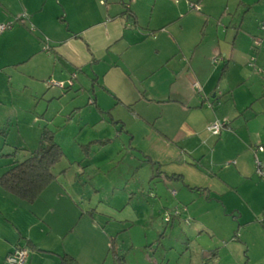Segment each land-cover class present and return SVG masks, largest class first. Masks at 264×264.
Masks as SVG:
<instances>
[{
    "label": "rangeland",
    "instance_id": "rangeland-1",
    "mask_svg": "<svg viewBox=\"0 0 264 264\" xmlns=\"http://www.w3.org/2000/svg\"><path fill=\"white\" fill-rule=\"evenodd\" d=\"M200 2L160 0L153 16V25L159 26L165 16L163 9L181 11L186 16V29L183 33L187 35L186 47L193 49V52L204 46V40L209 42V54H214L212 47L218 44L229 57L235 49V63L221 80H215L218 85L215 92L217 97H209L202 112L195 111L191 115L180 116L181 120L183 118L194 126L197 124L204 128V124L208 123L205 124L208 133L202 132L200 138L191 136L190 133L188 136L180 135L179 132L176 137V130L180 129L181 123L178 112L174 111L171 116L175 114L178 119L172 121H166V111L163 114L159 110L153 111L154 116L161 115V118L151 121L150 128H147L135 116L136 112L145 109L144 106L138 103L123 106L119 99H112L97 88L98 93L105 97H100L101 106L109 109L103 112L98 107L89 106L88 101L90 97L93 98L94 89L91 83L88 90H83L78 84V78L86 88L88 82H91L83 73V77L73 73L67 81L51 78L53 83L64 84L63 87L50 86L47 82L48 90L42 84H37L35 91L39 93L38 96L32 94L27 80H14L10 85L6 77L0 79V124L3 125L6 120L15 121L12 131H8V125L4 127L9 136L10 150L14 152L16 148L19 149V154L13 161L5 158L10 160L8 162L23 161L32 150L46 146L47 143H40L43 128L54 132L55 141L62 147L64 156L53 169L56 179L49 191L57 193L59 189L63 194L64 191L70 194L80 212L94 218L101 229H81L76 234L80 241L77 253L83 264H123L119 250H123L126 264H150L155 260L159 264H199L201 248L215 243V248L205 252L204 264H264V212L255 224L245 225L248 212H244V219H239V214L232 206H240V201L235 197V192L225 189L221 182V177L224 176L232 184H241L244 180L236 172L239 171L238 167L243 165L244 172L254 169L253 180L246 181L245 187H240V191L244 197L255 200L258 199V189L254 183L264 181L257 173V159L264 161V155L263 152L256 151L259 146L264 147L263 144H257L264 142V108L260 110L257 104L253 106L258 101L264 107V48H257L255 43L257 39L264 41V0H207L206 7L210 8L206 11L209 16L201 12L203 7ZM191 4L196 8L192 9ZM152 5L153 0L149 6L143 7L144 22L150 18ZM11 23L16 25L19 22L12 20ZM226 23H231L227 34L224 33ZM15 25L13 28H16ZM172 28L175 33L180 30L178 25ZM146 43L149 45L147 49H154L156 52L159 41L151 39ZM247 52H251L250 56ZM229 57L219 53L208 60L200 56L210 72V76H204L202 82H206L207 86L211 85L214 80V65L231 62ZM207 61L211 62L208 64ZM0 63H3L1 59ZM222 72L220 71L221 74ZM217 74L213 76L216 78ZM242 79L245 82L241 83ZM229 86H233L235 91H229ZM191 92L197 93L196 89ZM44 93L48 94L46 98L42 95ZM233 93L234 99L231 96ZM92 101L94 100H90V103L94 105L95 102ZM248 102L252 105L249 104L238 113L236 105L242 107ZM76 105L83 106L80 109L84 111L81 119L77 117L72 121L65 112L63 115L60 112L66 106L74 111L78 108ZM112 109L113 112L110 113L109 110ZM148 109L151 110L147 107L144 111ZM150 118L153 117L150 115ZM212 118L213 121H208ZM117 120L120 124L116 125L114 122ZM217 122L228 124L220 136L213 135L209 130ZM124 124L131 131H125ZM239 124L244 128H240ZM235 127H238L236 130L239 133L246 130L251 142L257 144L251 150L252 154H249L237 137H228L224 139L225 144L221 143L220 139L225 136V132L231 133ZM159 128L167 131V135L170 134L171 137L167 136L170 141L167 137L158 136L156 129ZM1 137L0 135V148L4 147ZM105 139L113 141L108 148L106 143V149L102 150L98 145L103 142L98 143L96 140ZM202 139H207L208 144H201ZM223 147H226L225 152L222 151ZM221 152L224 153L223 157L219 155ZM150 154L163 161H160L162 167L145 162L144 159ZM3 159L4 156L0 155V160ZM0 162L8 163L6 160ZM164 174H180L184 178L169 181ZM150 182L153 184L150 185ZM188 184L201 186L202 190H196L203 193L202 196L198 192L196 196L191 195L192 190L189 191ZM262 184L259 192L264 200V183ZM154 185L158 186L156 193L161 196L158 200L156 193L150 192ZM209 186L214 187L215 194L218 195L210 192ZM151 193L156 195L155 198ZM131 194L134 196L131 197ZM222 195L226 205L216 197ZM180 199L187 200L185 202L190 203L189 207L196 209L220 207V213L212 216L211 212L205 218L215 234H201L202 229L193 222L188 206L177 204ZM257 203L262 205L264 201ZM163 204L168 209L160 213ZM175 209H179L181 214L174 216L170 224H166V212ZM239 221L241 227L238 225ZM81 227L83 222L79 228Z\"/></svg>",
    "mask_w": 264,
    "mask_h": 264
},
{
    "label": "crops",
    "instance_id": "crops-1",
    "mask_svg": "<svg viewBox=\"0 0 264 264\" xmlns=\"http://www.w3.org/2000/svg\"><path fill=\"white\" fill-rule=\"evenodd\" d=\"M103 1H105V4L102 3ZM151 2L152 0H0V23L11 22L12 20L19 22L16 25L14 24L16 28L0 35V59L3 61V63H0V79L6 77L10 85L14 83V80H27L32 89V94L38 96L39 93L35 91L37 90V84H42L49 90L47 82L51 78L67 81L73 73H78V77H83L81 74L83 73L91 82H88L86 88L85 84L82 85V81L78 78V84L83 90L90 89L91 84L93 85L92 89H94V96L93 98L90 97L88 101L89 106L98 107L97 109L103 112L109 109L101 106L100 97H105L98 93L95 89L97 88L100 89L99 92L112 99H119L118 101L123 106L138 103V105L144 106L145 109L147 107L151 108V110L144 111L145 109H143V111L136 112V115L134 113L136 118L141 123L143 122L147 128H150L151 121L157 120L161 116H154L153 111L159 110L162 114L166 111L164 114L166 121L168 119L171 121L178 119L179 116L178 120L181 126L180 129L176 130V137L179 134L188 136L190 133L191 136L200 138L202 132L208 133L206 128L208 123L204 124V128L203 126L199 127L197 124L194 126L188 124V121L183 118L181 120L180 116L183 114L191 115L195 111L202 112L205 101H208L212 95L217 97L215 92L218 85L215 84V80H221L224 74L228 73L231 65L235 63V49L233 55L229 57L218 44L212 47L214 54H209L211 53L208 50L210 47L209 42L204 40V46L193 52V49L186 47L187 35L183 34L186 29L184 23L186 16L181 11L174 12L163 9L164 19L159 26H154V10L160 0H153L150 18L147 22H144L143 7L144 5L149 6ZM206 2L207 0L200 2L204 8L201 12L209 16L210 14L206 9L208 10L210 7H206ZM175 25L180 27V30L176 33L172 30ZM229 27H231V23H226L225 34H227ZM151 39L159 41L156 52H154V49L152 51L150 48L147 49L149 45L146 42ZM219 53L232 60L228 63L223 64L221 62L214 65L215 72L213 71L214 74L212 72L214 80L212 81L211 78V85L207 86V83L202 82V79L204 76H210L209 67L205 66L204 60L201 61L200 56L206 58V55H209L206 59L211 60L214 55ZM250 53H248L249 56ZM209 62L211 61H207L208 64ZM220 71H223V75ZM4 73H7V75H3ZM215 74H217L216 78L214 77ZM219 74L220 76H218ZM240 82L245 81L242 79ZM65 85H67L66 82ZM195 89L197 93L193 94L191 90L194 91ZM229 91H235L233 86H229ZM42 95L46 98L48 94L44 93ZM78 95L77 93V97ZM233 95L234 93L231 96ZM53 97L50 98L54 100ZM92 99L95 102L94 105L90 103ZM260 103L256 101L253 106L257 104L256 106L261 110L264 107ZM246 104L242 107L236 105L238 113L245 110V107L247 108L249 104L252 105L251 102ZM75 107L78 108L71 111V108L66 106L60 112L62 115L65 112L66 116L68 115L67 117L72 121L77 117L81 119L84 111H80V109L83 106L76 105ZM109 111L111 113L113 109ZM173 111L174 113L178 112L177 117H175V114H173V117L171 116ZM150 115L153 118H150ZM213 118L208 121H213L215 119ZM3 122V125L0 124V135L4 147L0 148V155L4 156V159L0 161L6 160L8 162L9 159L13 161L17 157L19 149L16 148L14 152L10 150L9 136H7L8 133L5 132L4 126L8 125V131H12L16 124L15 121L10 122V120ZM123 126L126 128L125 131H131L128 130L126 124ZM238 126L244 128L240 124ZM236 128L238 127L233 128L231 133L225 132V136L220 139L221 143L225 144L228 137H237V140L243 144L249 154H252L251 150L253 151L255 145H264V142L254 144L251 142V138L249 139L246 130L239 133ZM156 131L160 137L170 136L162 128L156 129ZM112 141L108 139L96 140L98 143L103 142L101 144L103 146L98 145L102 150L106 149L104 147L106 143H108L106 145L108 148ZM201 144H208V140L202 139ZM225 149L226 147H223L222 151L225 152ZM36 150H32V152ZM262 154L264 155V152ZM219 155L223 157L224 153L221 152ZM157 159L151 155L144 160L151 163L152 166L158 164L159 167H162L161 162L163 163V161ZM17 163H19L17 160L6 164L0 162V177ZM236 165H238V161ZM238 170L236 172L244 180L241 184L235 182L232 184L224 176L221 177V182L225 189L228 188V190L234 191L235 197L240 201V206H232L233 210L239 214V219H244V212L246 211L249 216L245 225L255 224L261 213L264 212V203L262 205L257 203L264 201L259 192L264 181L254 183L258 189V199L252 200L249 197H244L241 194L240 187H245L246 181L253 180L254 169H251L250 172H244L243 165H241ZM164 175L169 181L184 178L180 174ZM151 184L153 182H150ZM51 185L33 204L24 202L7 192L5 193L0 187V264H8L6 257L20 245L28 249L27 264H59L63 255H72L80 264H83L80 254L77 253L80 241L79 235L76 238V234L80 233L81 229H101L94 218L85 216L83 212H80L77 203L71 200L70 194H67L64 190L63 194L59 192V189L56 191L57 193H50L49 188ZM157 187V185H154L150 192H158ZM187 187L189 191L192 190L191 195L193 196H196V192H198L196 189H203L201 186H189V184ZM161 188L164 189V187ZM208 190L215 194L216 189L214 187L209 186ZM198 194L201 197L203 193L198 192ZM154 195L153 198L157 195V200L161 198L157 193ZM133 196L134 194H131V197ZM216 197H219L218 199L226 205L224 198H222L223 195ZM185 201L187 200L180 199L177 204L188 206V212L193 222L199 224L202 229L201 234H215L214 230L210 229L209 223L205 222V218L211 212L213 213L212 216L220 213V207L219 210L214 209L212 206L209 209H196L189 207L190 203L188 204ZM162 207L160 213L168 209L166 204H163ZM63 209L65 212H63ZM241 221L238 222L240 227ZM82 222L83 227L79 228ZM255 226L260 228L258 225ZM215 245L216 243L201 248L198 255L199 264H204L205 252H210ZM119 251L123 255V250ZM214 255H216V252ZM155 262L159 264L156 260L151 261L150 264Z\"/></svg>",
    "mask_w": 264,
    "mask_h": 264
},
{
    "label": "trees",
    "instance_id": "trees-1",
    "mask_svg": "<svg viewBox=\"0 0 264 264\" xmlns=\"http://www.w3.org/2000/svg\"><path fill=\"white\" fill-rule=\"evenodd\" d=\"M114 123L116 125L120 124L119 121ZM43 129L40 143L42 142V145L47 143L46 146L40 147L29 154L28 158L14 165L0 177V187L5 193L12 194L29 204L35 203L41 197L43 191L55 181L56 176L53 169L64 156L62 147L55 141V133L48 128ZM120 256L123 264H126L125 257ZM59 264L80 263L72 255H63Z\"/></svg>",
    "mask_w": 264,
    "mask_h": 264
},
{
    "label": "built area",
    "instance_id": "built-area-1",
    "mask_svg": "<svg viewBox=\"0 0 264 264\" xmlns=\"http://www.w3.org/2000/svg\"><path fill=\"white\" fill-rule=\"evenodd\" d=\"M102 3L105 4V1H103ZM190 6L192 7V9L196 8L195 5L191 4ZM13 26H14V24L11 22L0 24V35H2L6 31L10 30L11 28H13ZM255 43H256L257 48H264V41L262 39H257L255 41ZM48 84L50 86H53V85L61 86V87L64 86V84L53 83L52 80L48 81ZM227 127H228L227 123L221 124L220 122H217L214 125H211L209 130L213 133V135H215V136L219 135L220 136L222 130L227 128ZM256 151L257 152H264V147L259 146L256 149ZM257 173L260 177L264 178V161H260L258 159H257ZM183 211H184V209H183ZM180 214H181V212L179 209H175L174 211H171V212H166L165 221L167 223H170L174 216H179ZM186 222L189 223V220H186ZM28 257H29L28 249L26 247L20 245V246L16 247L10 254H8V256L6 257V262L8 264H27Z\"/></svg>",
    "mask_w": 264,
    "mask_h": 264
}]
</instances>
